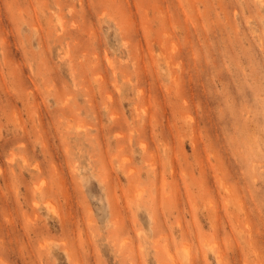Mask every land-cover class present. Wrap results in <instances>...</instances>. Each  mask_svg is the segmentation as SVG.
I'll return each mask as SVG.
<instances>
[{
  "label": "rangeland",
  "instance_id": "rangeland-1",
  "mask_svg": "<svg viewBox=\"0 0 264 264\" xmlns=\"http://www.w3.org/2000/svg\"><path fill=\"white\" fill-rule=\"evenodd\" d=\"M216 258L264 264V0H0V264Z\"/></svg>",
  "mask_w": 264,
  "mask_h": 264
},
{
  "label": "bare ground",
  "instance_id": "bare-ground-1",
  "mask_svg": "<svg viewBox=\"0 0 264 264\" xmlns=\"http://www.w3.org/2000/svg\"><path fill=\"white\" fill-rule=\"evenodd\" d=\"M178 6H179V5H178ZM120 161H121V160H120ZM124 161H125V160H124ZM119 164H120V163H119ZM151 168H152V167H151ZM157 172H158V171H157ZM116 182H118V181H116ZM118 186H119V185H118ZM218 212H219V211H218ZM228 215H229V214H228ZM216 216H217V215H216ZM230 217H231V216H230ZM232 219H233V218H232ZM233 222H235V221H233ZM236 224H237V223H236ZM236 224H235V225H236ZM217 225H218V223H217ZM213 227H214V226H213ZM236 227H237V226H236ZM218 229H219V228H218ZM218 234H219V233H218ZM249 235H250V234H249ZM231 236H232V235H231ZM251 236H252V235H251ZM251 236H250V237H251ZM231 240H232V239H231ZM255 241H256V240H255ZM219 243H220V242H219ZM216 245H218V244H216ZM217 247H218V246H217ZM219 247H220V246H219ZM245 247H247V246H245ZM222 249H223V248H222ZM218 250H220V249L218 248ZM233 250H234V249H233ZM220 251H221V250H220ZM220 251H219V252H220ZM220 253L222 254V252H220ZM255 253H256V251H255ZM217 254H218V253H217ZM217 254H216V255H217ZM254 255H255V254H254ZM256 255H257V254H256ZM217 256H218V255H217ZM216 259H217V258H216ZM219 259H220V258H219ZM219 259H217V260L219 261L218 264L222 262V259H221V260H219ZM226 259H227V258H226ZM256 264H257V263H256Z\"/></svg>",
  "mask_w": 264,
  "mask_h": 264
}]
</instances>
